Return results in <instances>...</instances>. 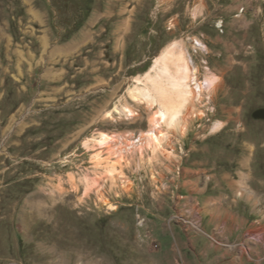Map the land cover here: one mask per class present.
Instances as JSON below:
<instances>
[{
	"label": "rangeland",
	"instance_id": "obj_1",
	"mask_svg": "<svg viewBox=\"0 0 264 264\" xmlns=\"http://www.w3.org/2000/svg\"><path fill=\"white\" fill-rule=\"evenodd\" d=\"M176 41L214 82L141 151L157 107L130 90ZM103 131L114 147L85 144ZM224 173L264 223V0H0V264H200L182 253L218 242L203 209ZM230 244L264 264V227Z\"/></svg>",
	"mask_w": 264,
	"mask_h": 264
},
{
	"label": "bare ground",
	"instance_id": "obj_2",
	"mask_svg": "<svg viewBox=\"0 0 264 264\" xmlns=\"http://www.w3.org/2000/svg\"><path fill=\"white\" fill-rule=\"evenodd\" d=\"M197 70V67H192L184 46L176 41L157 57L149 72L144 76L136 77V85L130 90L133 100L151 108L157 107L150 119L152 128L140 137L141 151L144 144L153 146L154 153L163 148L164 143L170 139V133L183 125L194 100L201 99L203 88L206 86L199 81ZM206 82L208 89L214 80L211 77ZM113 111L121 112L116 106L108 111L106 116L113 117ZM122 112L128 117H134L137 114L131 106H124ZM163 126L166 127V131L160 130ZM114 141L116 136L103 131L99 136L86 140L85 144L90 146V143L94 142L114 147L115 144L112 143ZM127 146V148L118 147V151L123 153L124 150L135 147L134 143H128ZM92 158L97 164L102 162L100 152L95 153ZM116 171L115 163L107 166L109 175H114ZM94 181L88 184V188L94 185Z\"/></svg>",
	"mask_w": 264,
	"mask_h": 264
},
{
	"label": "crops",
	"instance_id": "obj_3",
	"mask_svg": "<svg viewBox=\"0 0 264 264\" xmlns=\"http://www.w3.org/2000/svg\"><path fill=\"white\" fill-rule=\"evenodd\" d=\"M230 175V173H224L220 175V178L213 179L212 195L206 199V206L203 209L206 225L212 234L216 235L218 242L212 241L209 244L207 241L193 236L189 241L191 253L183 251V258L192 261L194 258L191 254H194L195 256H205L203 258L206 261L199 260L200 264H205L204 262L208 261L212 264H258L253 262L258 259L255 256L259 252L258 249L251 248L250 253L244 250L238 253L231 244L228 245L232 241L240 240L247 230L264 227L261 219H251L254 207L250 206L248 209L246 206L245 208L241 201L240 191L244 190L241 182L243 176L240 175V179H235ZM212 176H216V174ZM208 248L212 250V257L207 252Z\"/></svg>",
	"mask_w": 264,
	"mask_h": 264
},
{
	"label": "built area",
	"instance_id": "obj_4",
	"mask_svg": "<svg viewBox=\"0 0 264 264\" xmlns=\"http://www.w3.org/2000/svg\"><path fill=\"white\" fill-rule=\"evenodd\" d=\"M260 237V236H259Z\"/></svg>",
	"mask_w": 264,
	"mask_h": 264
}]
</instances>
